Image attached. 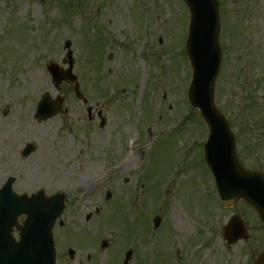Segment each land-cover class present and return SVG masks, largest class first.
<instances>
[{
    "label": "rangeland",
    "instance_id": "1",
    "mask_svg": "<svg viewBox=\"0 0 264 264\" xmlns=\"http://www.w3.org/2000/svg\"><path fill=\"white\" fill-rule=\"evenodd\" d=\"M217 1L214 104L241 165L264 173V0ZM188 23L182 0H0V188L12 177L17 194L65 195L58 232L85 248L84 264H120L128 249V264H252L264 252L256 214L221 206L203 160L207 128L186 98ZM66 41L76 81L56 86L47 66L67 71ZM45 94L63 104L39 122ZM233 215L249 238L228 246L221 230Z\"/></svg>",
    "mask_w": 264,
    "mask_h": 264
},
{
    "label": "water",
    "instance_id": "2",
    "mask_svg": "<svg viewBox=\"0 0 264 264\" xmlns=\"http://www.w3.org/2000/svg\"><path fill=\"white\" fill-rule=\"evenodd\" d=\"M189 9L190 22L186 41V53L192 69V81L187 98L193 108L207 123L209 137L205 145V160L215 178L219 198L224 207L244 201L252 207L264 223V176L259 172L246 171L235 153V141L223 116L215 109L213 88L221 63L219 46V13L216 0H183ZM70 43H65L69 66L62 72L57 66H49L53 82H74L71 76L72 60ZM66 62V61H64ZM77 91V86H75ZM63 100L52 101L43 96L37 106L36 117L46 120L60 111ZM29 146L24 154L31 151ZM9 180L0 191V264H54L51 229L63 209L62 196L45 200L40 193L31 198L17 197L11 191ZM26 215L22 226L17 218ZM158 224V220H155ZM15 227L18 242L11 233ZM228 245L247 239L241 219L234 216L223 229ZM128 254V257L129 258ZM254 264H264V253Z\"/></svg>",
    "mask_w": 264,
    "mask_h": 264
},
{
    "label": "flooded vegetation",
    "instance_id": "3",
    "mask_svg": "<svg viewBox=\"0 0 264 264\" xmlns=\"http://www.w3.org/2000/svg\"><path fill=\"white\" fill-rule=\"evenodd\" d=\"M63 225H64L63 221H62V223L59 222L57 224V226L55 227V229H54V238H55L56 248L58 249V253L59 252H63V251L65 252V256L61 257L62 258L61 260H59L60 258H59V255L57 253L56 263L57 264H67V262H72V263H75V264H84L85 261L83 259H82L83 260L82 261V260H80L77 257V255H79V252H78L79 249L78 248H80V245L79 246H75L76 243L71 242L70 239L66 240V241L64 240L63 236H66L65 238H68L69 235H63L62 236L63 239L61 238V247L60 248L57 247V245L59 243V238H58L57 232L59 230V227H62ZM62 245H63V247H62ZM69 250H73V251L72 252L70 251V253H69ZM85 260L86 261H90L91 260L93 262V260L91 259L90 256H87L85 258Z\"/></svg>",
    "mask_w": 264,
    "mask_h": 264
},
{
    "label": "bare ground",
    "instance_id": "4",
    "mask_svg": "<svg viewBox=\"0 0 264 264\" xmlns=\"http://www.w3.org/2000/svg\"><path fill=\"white\" fill-rule=\"evenodd\" d=\"M23 89H18V91L13 92V96L16 97V95H22L23 94ZM172 222L176 227H179V225L182 223L181 219L179 218V215L177 213L173 212L172 215Z\"/></svg>",
    "mask_w": 264,
    "mask_h": 264
}]
</instances>
